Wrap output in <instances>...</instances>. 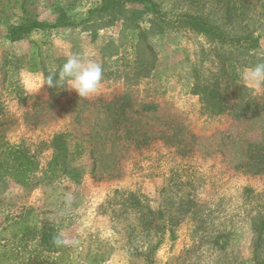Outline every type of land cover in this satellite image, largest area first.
<instances>
[{
  "label": "rangeland",
  "instance_id": "obj_1",
  "mask_svg": "<svg viewBox=\"0 0 264 264\" xmlns=\"http://www.w3.org/2000/svg\"><path fill=\"white\" fill-rule=\"evenodd\" d=\"M72 55L95 94L29 71ZM257 64L264 0H0V264H254Z\"/></svg>",
  "mask_w": 264,
  "mask_h": 264
},
{
  "label": "clouds",
  "instance_id": "obj_2",
  "mask_svg": "<svg viewBox=\"0 0 264 264\" xmlns=\"http://www.w3.org/2000/svg\"><path fill=\"white\" fill-rule=\"evenodd\" d=\"M243 79L255 87L264 86V64H257L243 72ZM103 79V68L100 64L84 62L79 56L72 55L60 67L58 73H51L46 77L48 87L64 86L74 90L80 98L95 94ZM54 243L61 244L57 238Z\"/></svg>",
  "mask_w": 264,
  "mask_h": 264
},
{
  "label": "trees",
  "instance_id": "obj_3",
  "mask_svg": "<svg viewBox=\"0 0 264 264\" xmlns=\"http://www.w3.org/2000/svg\"><path fill=\"white\" fill-rule=\"evenodd\" d=\"M25 7V6H24ZM195 19H198L197 17ZM193 20V18H192ZM202 21V20H201ZM199 20V22L197 23V27H199V29L201 31H207L209 30L208 25H206L205 23L201 22ZM30 25L28 23L27 17H24V23L21 24L20 26L14 27L11 30V34L12 36H16L13 37V40L19 39L20 37H22V33L24 32V34H26L30 29H29ZM256 38L252 37L251 35H247L246 37H244V40L247 42H254ZM238 40L242 41V38H239ZM42 70L43 73L45 74V77H47L49 74H51L49 71H46V68L40 69L38 63L36 62L35 59H32V65L29 67V71L30 72H37ZM59 71V70H58ZM57 71V73H58ZM252 104H247L244 107L245 112L249 111L252 109ZM62 137V136H60ZM8 155H15V157L19 156V153L17 151H13V150H9L7 151ZM28 160V158H26ZM20 170V169H19ZM30 170V166L28 165V162L25 165V169H24V176H26V174L28 173V171ZM69 177L73 178V172H68ZM76 178L75 180L77 181L79 178V174L76 173ZM254 223H257L254 221ZM254 232L256 234V239L254 242V252H253V263L254 264H264V220H262L261 222H259V224H254ZM59 250V249H58Z\"/></svg>",
  "mask_w": 264,
  "mask_h": 264
}]
</instances>
